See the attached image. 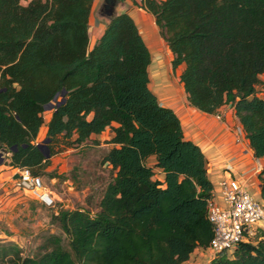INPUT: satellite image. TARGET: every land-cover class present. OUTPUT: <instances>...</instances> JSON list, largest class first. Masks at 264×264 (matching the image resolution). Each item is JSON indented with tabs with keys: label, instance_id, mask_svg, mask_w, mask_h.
I'll return each mask as SVG.
<instances>
[{
	"label": "trees",
	"instance_id": "1",
	"mask_svg": "<svg viewBox=\"0 0 264 264\" xmlns=\"http://www.w3.org/2000/svg\"><path fill=\"white\" fill-rule=\"evenodd\" d=\"M92 1L0 0L3 164L39 176L50 157L109 128L103 142L111 146L101 162L115 170L93 216L81 210L57 216L67 248L54 244L21 256L15 245H0V264H180L212 237L205 215L212 186L202 152L148 88L150 55L126 12L115 11L89 45ZM137 6L152 16L171 69L183 65L178 79L189 105L205 113L231 107L252 155L264 156V99L255 89L264 91V0H138ZM61 94L44 123V105ZM42 124L47 158L36 140ZM155 168L161 180L153 179ZM258 180L264 200V168ZM207 264H264V236Z\"/></svg>",
	"mask_w": 264,
	"mask_h": 264
},
{
	"label": "rangeland",
	"instance_id": "2",
	"mask_svg": "<svg viewBox=\"0 0 264 264\" xmlns=\"http://www.w3.org/2000/svg\"><path fill=\"white\" fill-rule=\"evenodd\" d=\"M134 1L116 2L114 11L121 9L130 11L134 20L137 15L145 16L137 6L138 0ZM21 3L24 2L21 1ZM101 3L102 0H97V3L92 5L91 19L103 21L99 10ZM136 25L138 27V23ZM164 46L166 47L165 43ZM166 57H164L165 63L161 61L150 64L148 83L158 101L169 103L173 101L174 93L179 94L175 91L176 89L182 93L178 79L181 66L172 70L171 55L168 53ZM159 58L163 59L162 55ZM260 79L263 80L264 77L260 76ZM255 89L256 93L264 92L260 85H257ZM179 98L182 99V96L180 95ZM49 111L50 109L44 110V121ZM43 129V127L40 128L38 139H36L39 145L44 144ZM101 137L102 140H97V144L94 142L96 136L94 139L91 136L79 145L49 158L48 164L39 175L44 190L52 199L49 205H44L17 189L10 175V168H0L2 172L0 177V245H15L21 256H37L50 250L54 244L59 248H67V236L57 216L61 211L72 210H81L93 216L105 185L115 173L110 166L101 162V156L111 146L103 142L107 140L106 135ZM4 161L3 159L1 164ZM146 163L151 165V159H147ZM161 178L159 170L153 169V179L161 180Z\"/></svg>",
	"mask_w": 264,
	"mask_h": 264
},
{
	"label": "crops",
	"instance_id": "3",
	"mask_svg": "<svg viewBox=\"0 0 264 264\" xmlns=\"http://www.w3.org/2000/svg\"><path fill=\"white\" fill-rule=\"evenodd\" d=\"M96 3L97 0L92 1V5ZM141 10L144 12L145 16L137 15L135 19L136 23H138V27H140L139 30L135 23V20L130 14V11H127L125 9L116 11H124L132 18L144 44L148 49L150 55V63L147 66L148 77V74L150 75V72L148 70L150 64L158 63L161 61L162 63H165L164 57L167 56L169 51L164 46L163 40L158 35V31L156 26L154 25L152 16L145 10ZM100 18H103V21H100V19H91L89 13L87 35L90 46L102 33L105 21L107 20L105 17ZM161 44L163 45L162 49ZM161 55L163 59L159 58V56ZM180 66L182 68L183 65ZM148 88L150 89L149 83ZM175 91H177L179 94L174 93L172 97L173 101L169 103L160 102L158 101V99L157 101L160 105L169 107L174 111V113L179 119L183 138L193 142L195 145L198 146V148L202 152L205 161L206 176L212 186L211 195H214L215 200L219 203L220 201L219 199H217L216 196L217 182L222 178L231 177L243 183L245 190L252 197L260 201L264 208V200H262L259 195L258 180V173L264 168V156L256 158L252 155V152L248 146L247 140L244 138L238 120L233 115L232 108L228 105H223L213 113H205L189 105L183 90L181 91L182 93H180V91H178L177 89ZM151 92L154 94L152 90ZM256 94L264 99V92ZM180 95L182 96V99L179 98ZM47 119L44 121V123L47 121ZM112 125L115 124L113 123ZM41 127L44 128L43 131L45 134L44 124H42ZM38 134L36 139H38ZM103 135L107 136L106 139L111 136L109 128H105L99 134H90L88 138H91V136H93L94 139V136H96V140H102L101 136ZM6 154L8 155V153ZM148 159H151L152 164L153 157H149ZM256 165H260V170H255L254 172H252V169L256 167ZM1 167L6 168L8 166L0 163V168ZM14 170L15 168H10V175L12 179H14L13 176L15 175ZM1 174L2 172L0 171V177ZM261 232L262 235H264V226ZM210 259L211 255L207 249L196 247L190 252L188 258L180 264H200L201 262L203 264H207Z\"/></svg>",
	"mask_w": 264,
	"mask_h": 264
},
{
	"label": "built area",
	"instance_id": "4",
	"mask_svg": "<svg viewBox=\"0 0 264 264\" xmlns=\"http://www.w3.org/2000/svg\"><path fill=\"white\" fill-rule=\"evenodd\" d=\"M255 170L259 171L260 165H256L252 172ZM14 173L17 175L13 179L17 189L44 205L51 204L52 199L44 190L39 176H32L25 167L15 168ZM216 196L219 203L211 195L206 204L205 215L212 226V237L205 249L211 258L219 252L231 258L240 242L254 244L256 235H262L264 208L245 190L243 183L231 177L217 182Z\"/></svg>",
	"mask_w": 264,
	"mask_h": 264
},
{
	"label": "water",
	"instance_id": "5",
	"mask_svg": "<svg viewBox=\"0 0 264 264\" xmlns=\"http://www.w3.org/2000/svg\"><path fill=\"white\" fill-rule=\"evenodd\" d=\"M115 5H116V0H102V3L99 7V10H100V14L101 16L105 17L107 20L110 19L114 14H115V11H114V8H115ZM60 100L58 101H55V97L53 98V100L47 104L44 105V110L46 109H51L52 106L55 104V105H58L61 101H62V94L60 95ZM47 139H43V145H39L38 144V148L40 149V151L42 152V154L47 158L48 157V153H47V149H46V146H45V143H46ZM11 149H14V147H12ZM6 149L5 148H1L0 149V163L2 161V158H3V155L6 154ZM17 175L15 174L13 176V178H16Z\"/></svg>",
	"mask_w": 264,
	"mask_h": 264
}]
</instances>
